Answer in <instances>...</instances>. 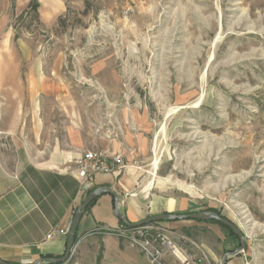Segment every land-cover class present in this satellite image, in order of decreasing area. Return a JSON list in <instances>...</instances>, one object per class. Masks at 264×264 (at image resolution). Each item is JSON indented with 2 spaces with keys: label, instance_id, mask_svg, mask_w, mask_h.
<instances>
[{
  "label": "rangeland",
  "instance_id": "1",
  "mask_svg": "<svg viewBox=\"0 0 264 264\" xmlns=\"http://www.w3.org/2000/svg\"><path fill=\"white\" fill-rule=\"evenodd\" d=\"M42 1L38 14L18 19L26 6L2 18L4 32L26 39H0V52L15 81L27 53L45 75L48 90L9 94L41 102L43 142L120 155L145 207L214 208L244 233L245 250L227 264H264V0ZM152 224L205 264L240 246L216 222ZM120 225L79 234L57 264H102L104 236L131 246ZM115 246L105 264H115ZM165 263L179 264L170 254Z\"/></svg>",
  "mask_w": 264,
  "mask_h": 264
},
{
  "label": "crops",
  "instance_id": "2",
  "mask_svg": "<svg viewBox=\"0 0 264 264\" xmlns=\"http://www.w3.org/2000/svg\"><path fill=\"white\" fill-rule=\"evenodd\" d=\"M23 1L25 4L19 6L21 0L14 5L0 0V39H26L15 38L13 30L4 32L1 22L21 12L31 0ZM38 2V10H42L44 3ZM54 11L51 6L50 16ZM27 56L32 62L15 81L9 54L0 52V258L13 264H31L41 257L63 255L75 209L98 186L108 185L120 195V209L133 222L147 218L149 208L157 214L180 211L181 201L169 199H155L151 207H145L143 195L134 192L135 177L126 172V166L118 173L96 175L88 188L81 185L72 171L73 159L80 153L43 142L46 133L42 131L41 102L10 99L11 92L39 93L49 88L35 55ZM113 209L112 195H100L83 214L78 235L94 228H116L120 222ZM103 240L102 264L112 240L116 245L115 264H152L138 249L122 244L118 236L106 235Z\"/></svg>",
  "mask_w": 264,
  "mask_h": 264
},
{
  "label": "built area",
  "instance_id": "3",
  "mask_svg": "<svg viewBox=\"0 0 264 264\" xmlns=\"http://www.w3.org/2000/svg\"><path fill=\"white\" fill-rule=\"evenodd\" d=\"M72 163V171L80 179L84 188L93 184L96 175L118 173L126 166L120 155H110L100 150H86L76 156ZM118 228V234L124 237L132 247L139 249L152 264H166L167 254L172 255L179 264H205L183 250L168 229L152 223L138 227L121 224Z\"/></svg>",
  "mask_w": 264,
  "mask_h": 264
},
{
  "label": "water",
  "instance_id": "4",
  "mask_svg": "<svg viewBox=\"0 0 264 264\" xmlns=\"http://www.w3.org/2000/svg\"><path fill=\"white\" fill-rule=\"evenodd\" d=\"M103 194H110L114 197L113 215L129 227H138L159 221H176V220H185V219H194L200 221L214 219L225 224L237 235L240 241V246L234 251H226L222 256L221 264H227L231 256L238 255L239 253L245 250L246 243L242 229L236 223L231 221L229 218L225 217L223 214L218 213L217 211L210 209L201 210L198 212H189V213H172L165 211L152 216H148L147 218L142 219L140 221L133 222L129 220V218L120 209V201H121L120 195L110 186L102 185L92 189L85 197V199L82 201V203L75 209L73 220L71 223V228L68 232V238H67L66 249L64 254L61 256L41 257L31 264H49V263L66 262L70 258L72 250L75 244L77 243L76 241L77 229L79 227V223L81 221L83 214L85 213L90 203H92L100 195ZM0 264H13V263L0 258Z\"/></svg>",
  "mask_w": 264,
  "mask_h": 264
},
{
  "label": "trees",
  "instance_id": "5",
  "mask_svg": "<svg viewBox=\"0 0 264 264\" xmlns=\"http://www.w3.org/2000/svg\"><path fill=\"white\" fill-rule=\"evenodd\" d=\"M16 0H12V4L14 5V2H15ZM39 2H38V0H31L30 2H29V4H28V6L20 13V15H18V19H22L25 15H29L31 12H34L35 14H38V8H39ZM37 17H38V15H36ZM15 38H18V34H15ZM91 191V190H90ZM89 191V192H90ZM113 197V196H112ZM95 201L96 200H94L92 203H90V205L87 207V209L90 207V206H92L94 203H95ZM113 203H114V197H113ZM86 209V210H87ZM210 210H214V211H217L216 209H214V208H211ZM218 213H220L219 211H217ZM200 221V220H199ZM202 221H212V222H216V223H219V224H221L222 226H224L225 228H227L229 231H230V233L232 234V235H235V236H237L228 226H226L225 224H223V223H221V222H219V221H217V220H214V219H212V220H202ZM119 222H120V224H124L122 221H120L119 220ZM78 240V229H77V237H76V241ZM49 264H57V263H49ZM98 264H100V257H99V259H98Z\"/></svg>",
  "mask_w": 264,
  "mask_h": 264
},
{
  "label": "bare ground",
  "instance_id": "6",
  "mask_svg": "<svg viewBox=\"0 0 264 264\" xmlns=\"http://www.w3.org/2000/svg\"><path fill=\"white\" fill-rule=\"evenodd\" d=\"M157 165H158V161L156 160V162H155V167H157Z\"/></svg>",
  "mask_w": 264,
  "mask_h": 264
}]
</instances>
